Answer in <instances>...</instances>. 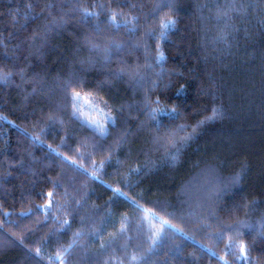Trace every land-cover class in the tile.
Segmentation results:
<instances>
[{
	"label": "trees",
	"instance_id": "16d2710c",
	"mask_svg": "<svg viewBox=\"0 0 264 264\" xmlns=\"http://www.w3.org/2000/svg\"><path fill=\"white\" fill-rule=\"evenodd\" d=\"M225 262L264 264V0H0V264Z\"/></svg>",
	"mask_w": 264,
	"mask_h": 264
},
{
	"label": "snow or ice",
	"instance_id": "6c2138e0",
	"mask_svg": "<svg viewBox=\"0 0 264 264\" xmlns=\"http://www.w3.org/2000/svg\"><path fill=\"white\" fill-rule=\"evenodd\" d=\"M86 15H94V13H86ZM111 21L113 23H115L116 21V16L113 15L111 17ZM175 25V21L172 20V19H168L166 22H162L160 27L162 29L161 31V37H164L166 35V32L167 30L171 29L172 27H174ZM159 59H163V53H160L159 54ZM80 93L78 91H75L73 90L72 92V104H73V110H74V114H76L77 112H82L81 108H80V105H79V100H80ZM158 103V101H157ZM176 113V109L173 108L171 111H166L165 109H153L152 112H151V116L154 120H157V123L159 124L160 123V119L159 118H163V117H167V118H175L174 114ZM215 115H216V112L215 110H213V116L212 117H209V119H213L215 118ZM94 127L96 128H103V125L100 124L99 121H95V122H92ZM203 123V122H201ZM181 128H183V126H181ZM186 139V138H184ZM170 142L174 145L175 144V140L174 139H170ZM116 191H119L118 189ZM52 194L49 193V196H51ZM123 195V194H122ZM152 215H155V213H152ZM167 226V227H170V228H175L176 226L175 225H171L169 224V222L167 220H161V228L159 231H157L154 236L155 237H159L160 234L162 233L164 227ZM177 231H180L182 232V229H179L177 228L176 229ZM153 242H155V239L153 240ZM240 254H241V257L247 261L248 260V254H247V251H246V247L244 245H241L240 246ZM225 264H227V262H225Z\"/></svg>",
	"mask_w": 264,
	"mask_h": 264
}]
</instances>
